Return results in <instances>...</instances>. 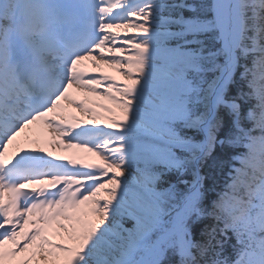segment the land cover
Here are the masks:
<instances>
[{"label":"snow or ice","instance_id":"snow-or-ice-1","mask_svg":"<svg viewBox=\"0 0 264 264\" xmlns=\"http://www.w3.org/2000/svg\"><path fill=\"white\" fill-rule=\"evenodd\" d=\"M0 264H264V0H0Z\"/></svg>","mask_w":264,"mask_h":264},{"label":"trees","instance_id":"trees-1","mask_svg":"<svg viewBox=\"0 0 264 264\" xmlns=\"http://www.w3.org/2000/svg\"><path fill=\"white\" fill-rule=\"evenodd\" d=\"M245 91H247V89H245ZM251 103H255V101H250ZM248 105H245V108H247ZM249 127H251V124H248ZM245 149L241 148L239 149V151H244ZM220 154V150L217 149V153H214V156L219 155ZM236 166H239L238 164ZM203 172L209 177V180L207 181L208 183V188H209V193L211 194L212 199L216 198V193H218L219 191H221V189L223 188V182H224V177H223V173L216 167L215 163L213 162V159L210 158L207 162H206V166L203 169ZM212 176H216L217 179L215 181H213L211 179ZM212 221H203L201 222L200 227L202 228L203 225L205 223H211ZM229 235L232 237L231 240H229L226 245H225V254L228 256H232L234 258V253H233V245H235L236 243V238L235 236L232 235V233L230 232ZM199 238V235H198Z\"/></svg>","mask_w":264,"mask_h":264},{"label":"bare ground","instance_id":"bare-ground-1","mask_svg":"<svg viewBox=\"0 0 264 264\" xmlns=\"http://www.w3.org/2000/svg\"><path fill=\"white\" fill-rule=\"evenodd\" d=\"M109 71H111V69H109ZM113 74H116V73H113ZM116 75H118V74H116ZM118 78H119V79H123L122 77H119V76H118ZM37 127L39 128V130H40L41 132L47 134V130H46V129H43V126H42V125H39V124L36 125V126H30L29 130H26L25 133H22V134H25V135L28 134L27 137H32V138H33V136H35V132L33 131V129H34V128H37ZM20 145H22V146H24V147H29V145L24 144V141H23L22 144H20ZM32 147H35V145H32ZM16 149H17L16 144H13V145L10 146L9 151H10V152H14V151H12V150H16ZM50 150L55 151L57 154H59L58 151H62V152L64 151V150H61V149H59V148H50ZM73 151H74V149H70V150L64 151V153H65V154H68V155L75 154ZM72 152H73V153H72Z\"/></svg>","mask_w":264,"mask_h":264},{"label":"rangeland","instance_id":"rangeland-1","mask_svg":"<svg viewBox=\"0 0 264 264\" xmlns=\"http://www.w3.org/2000/svg\"><path fill=\"white\" fill-rule=\"evenodd\" d=\"M73 152H74V153H75V152L78 153L79 150L74 149ZM88 158H89L90 160H92L93 162H96V163H101V162H103V161H101L100 157H98V156H96V155H94V154H88Z\"/></svg>","mask_w":264,"mask_h":264}]
</instances>
